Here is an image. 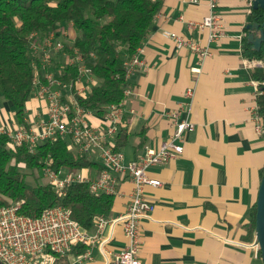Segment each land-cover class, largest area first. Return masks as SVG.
<instances>
[{"label":"crops","instance_id":"crops-1","mask_svg":"<svg viewBox=\"0 0 264 264\" xmlns=\"http://www.w3.org/2000/svg\"><path fill=\"white\" fill-rule=\"evenodd\" d=\"M215 4L223 35L208 43L207 30L187 25L202 20L205 0L162 1L139 47L141 65L128 79L132 93L124 100L123 120L110 141L113 148L120 142L118 149L126 161L137 158L145 147L157 148L173 133L167 116L179 105L195 126L185 135L177 158L148 170L161 186L145 187L154 210L151 219L140 224V264H262L251 233V212L264 167V135L251 117L249 82L254 68L246 66L249 59L243 51L250 12L247 0H215ZM64 29L72 40V26ZM171 33L207 48L209 55L201 58L188 48H177L168 37ZM188 90L192 96L186 95ZM44 106V101L31 98L25 117L45 119ZM103 115L91 114L90 124L102 127ZM16 125L15 119L8 129ZM88 158L96 166L80 171L94 179L101 162L96 153ZM118 189L109 218L125 212L132 184L121 180ZM110 233L108 257L94 246L92 259L80 264L113 261L125 239L118 226L107 227L102 237ZM76 258L69 253L54 264H79Z\"/></svg>","mask_w":264,"mask_h":264},{"label":"built area","instance_id":"built-area-1","mask_svg":"<svg viewBox=\"0 0 264 264\" xmlns=\"http://www.w3.org/2000/svg\"><path fill=\"white\" fill-rule=\"evenodd\" d=\"M205 1L207 12L202 20L197 23L189 22L187 25L189 29L200 32L207 30L208 43H213L223 35V25L221 16L214 10L215 0ZM247 2L251 12L252 0ZM168 37L179 49L188 48L201 58L209 55L207 48L200 47L184 36L171 33ZM64 40H69L64 27L49 32L42 38L36 33L30 35L29 50L34 66L31 98L45 102L46 118L26 116L25 126L0 128V135L7 137L11 147L25 146L31 153L47 142L67 139L70 150L75 151V154L86 157L95 153L98 155L102 170L94 179L80 170L70 172L44 168L43 180L59 195H65L71 185L87 184L91 194L115 197L119 195L121 180L130 181L132 190L128 195L125 212L113 218H97L92 231L82 229L61 206L47 209L34 218L19 213L20 203L0 206V264H54L56 259L69 254L72 246L76 245L85 247V251L76 258L79 264L92 259L90 249L94 246H98L102 254L108 257L106 245L112 240L113 234L110 233L105 238L102 236L107 227L115 226L121 228L125 242L114 254L113 261H108L107 264H140V224L142 220L151 219L154 210V204L145 195V187L161 186L159 180L149 177L148 170L177 158L183 151L185 135L192 132L195 126L185 114L183 106L179 105L167 116L173 126V133L157 148L145 147L144 152L137 158L126 161L124 154L114 150L110 141L123 120L124 100L131 95V89L125 88L122 100L106 108L102 127L91 125L88 118L93 112L83 109L76 97L86 95L95 85V80L77 50H72L71 54L64 51ZM140 52L141 48H138L124 62L126 81L141 65L138 58ZM58 56H62V64L54 71L48 70L44 73L41 81L36 70L37 62L43 68H51ZM68 66L75 68V76L64 80L61 77ZM246 66L251 69L264 68V60H249ZM249 83L253 87L251 117L257 130L262 132L256 98L264 95V82L251 79ZM186 95L192 96V90H188ZM130 113L133 112L130 110ZM254 248L259 253L258 246L254 244Z\"/></svg>","mask_w":264,"mask_h":264},{"label":"trees","instance_id":"trees-1","mask_svg":"<svg viewBox=\"0 0 264 264\" xmlns=\"http://www.w3.org/2000/svg\"><path fill=\"white\" fill-rule=\"evenodd\" d=\"M162 1L0 0V96L12 104L17 125L25 126V108L32 97L31 34L42 38L61 27L72 26L75 37L64 40V51L71 54L72 50H77L95 80L89 92L76 99L83 109L103 115L109 105L122 100L124 89L129 87L124 62L151 31ZM250 19L247 25L261 27L264 11L251 8ZM246 26L245 31H248ZM243 51L249 60H264V42L259 50H254L247 39ZM61 61L62 56H58L51 68L41 67L38 61L36 70L41 81L44 73L54 71ZM74 76L75 68L68 66L61 78L69 80ZM250 79L264 82V68H254ZM256 101L264 135V95L258 96ZM7 141L6 136L0 135V206L20 203L19 213L33 218L61 206L87 231L93 230L97 218L111 215L114 197L91 194L87 184L71 185L65 195H59L52 186L39 183L45 167L74 172L96 166L88 157L70 150L67 139L42 144L34 153L25 146L11 147ZM118 146L120 142L114 150L120 151ZM263 170L264 167L260 179ZM27 175L33 177V184L26 180ZM254 227L255 204L251 212L252 234ZM84 251L85 247L76 245L69 253L79 256Z\"/></svg>","mask_w":264,"mask_h":264},{"label":"water","instance_id":"water-1","mask_svg":"<svg viewBox=\"0 0 264 264\" xmlns=\"http://www.w3.org/2000/svg\"><path fill=\"white\" fill-rule=\"evenodd\" d=\"M251 8L264 11V0H252ZM264 24L247 25V39L252 44L254 50H259L264 42ZM257 34V35H256ZM264 90V88H262ZM254 244L259 248V256L262 264H264V170L260 179L259 187L255 202V227H254Z\"/></svg>","mask_w":264,"mask_h":264},{"label":"rangeland","instance_id":"rangeland-1","mask_svg":"<svg viewBox=\"0 0 264 264\" xmlns=\"http://www.w3.org/2000/svg\"><path fill=\"white\" fill-rule=\"evenodd\" d=\"M74 33H75V31H74ZM0 110H2V112H0V127H6L8 129L10 127V125L15 122V116L13 113L12 104L9 101H6L1 96H0ZM21 172H24V171L21 170ZM26 180L29 183H32V184L34 183L33 177L31 175H27ZM38 181L40 184H46V180L45 179L43 180V175H42V177L39 178Z\"/></svg>","mask_w":264,"mask_h":264}]
</instances>
